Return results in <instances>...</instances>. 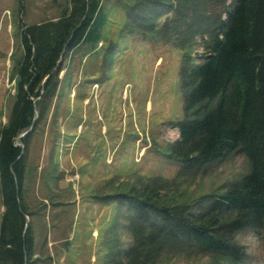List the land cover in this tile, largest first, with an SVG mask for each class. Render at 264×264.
<instances>
[{
	"label": "rangeland",
	"instance_id": "374dc122",
	"mask_svg": "<svg viewBox=\"0 0 264 264\" xmlns=\"http://www.w3.org/2000/svg\"><path fill=\"white\" fill-rule=\"evenodd\" d=\"M68 1L0 0V125L9 116L15 87L11 71L22 55L19 17L27 25L54 20ZM233 1L103 0L107 21L100 43L64 53L53 89L38 101V121L22 146L28 170L24 205L35 240L29 264H58L49 256L61 245L62 264H115L133 245V225L141 222L137 202L126 196L130 190L142 191L151 177H159L166 181V198L199 213L248 171L247 160L237 152L199 170L167 158L178 139L172 125L183 118L180 72L201 61L210 29L225 18ZM89 199L99 205L82 210ZM48 233L54 240L71 239L53 242ZM233 236L231 243L244 252L242 264H264V243L257 232ZM88 243L93 258L86 257ZM178 243L140 263L234 264Z\"/></svg>",
	"mask_w": 264,
	"mask_h": 264
},
{
	"label": "trees",
	"instance_id": "16d2710c",
	"mask_svg": "<svg viewBox=\"0 0 264 264\" xmlns=\"http://www.w3.org/2000/svg\"><path fill=\"white\" fill-rule=\"evenodd\" d=\"M17 11L21 15V3ZM106 14L103 0H69L57 19L32 25L17 21L22 55L11 71L15 87L9 116L0 125V264H29L33 255L29 223L24 229L30 212L23 199L22 146L29 135L16 139L30 127L38 101L52 91L64 53L100 43ZM224 14L210 29L201 61L180 72L183 118L172 125L178 139L167 158L199 170L237 152L248 171L199 213L166 198V181L159 177H151L142 191L130 190L126 196L137 202L141 222L136 220L134 243L115 264H141L178 242L242 264L244 252L231 243L233 234L254 231L264 243V0H234Z\"/></svg>",
	"mask_w": 264,
	"mask_h": 264
},
{
	"label": "crops",
	"instance_id": "0c3cea01",
	"mask_svg": "<svg viewBox=\"0 0 264 264\" xmlns=\"http://www.w3.org/2000/svg\"><path fill=\"white\" fill-rule=\"evenodd\" d=\"M71 145V144H70ZM93 145V144H92ZM80 152H82V150L80 151ZM78 154V153H77ZM78 158L80 159V160H82V158H81V156H78ZM69 160H66L65 159V162H64V165H65V167H67L68 166V162ZM84 161V160H83ZM96 161V160H95ZM59 163H60V167H61V170L59 171L60 172V174H61V177H62V168H63V166H62V158H61V160L59 161ZM73 166V165H72ZM26 170H27V168H26ZM28 171V170H27ZM26 171V172H27ZM63 172L65 173V172H70L69 170H67V168H64V170H63ZM45 177H48V174L47 175H45ZM67 177V176H66ZM66 182H69V185L70 184H72L73 183V187L72 188H74V186H75V183L74 182H71L70 180H66ZM68 184H66V186H67ZM68 185V186H69ZM26 191H27V189H25ZM77 199H76V201H75V203L76 204H78L79 206L81 205L80 204V198L79 197H76ZM23 199H24V194H23ZM90 200V202L88 203V204H86V205H82V210H83V208H85L86 210L87 209H89L90 208V206H91V204H94V206L95 205H99L98 203H94L93 202V200L92 199H89ZM71 202V203H70ZM70 202H66L67 204H72V201H70ZM107 204H109V203H107ZM110 205V204H109ZM88 206V207H87ZM2 208V207H1ZM99 208V207H98ZM2 210H3V208H2ZM1 215V214H0ZM46 220H48V219H46ZM87 220V219H86ZM29 221V220H28ZM84 222H87V221H85V220H83ZM87 224H89V222H87ZM31 231H32V229H31ZM92 231H94V230H92ZM33 232V231H32ZM33 235V234H32ZM46 235V238H48L50 241H53V242H58V243H64L65 242V238H67V240H70L71 239V237H68V236H64V238H62L61 240H54L53 239V234L51 233V234H45ZM94 233H91V239L93 240V239H95L96 238V236L94 237ZM34 242H35V240H34ZM56 244V243H55ZM87 247H89L90 249L87 251V255H86V257H91V258H93V253H92V249H91V245L88 243V245H87ZM58 250H60V251H56L55 252V254H53V252H51L50 253V259H52V258H54V259H58V264H62V262H63V256H62V245L61 246H59V248H58ZM46 257V256H45Z\"/></svg>",
	"mask_w": 264,
	"mask_h": 264
},
{
	"label": "water",
	"instance_id": "95a60500",
	"mask_svg": "<svg viewBox=\"0 0 264 264\" xmlns=\"http://www.w3.org/2000/svg\"><path fill=\"white\" fill-rule=\"evenodd\" d=\"M42 88H43V87H42ZM34 104H35V103H34ZM37 119H38V116H37V114H36V116H35V117L32 119V121H31L30 127H29L24 133H22V134L16 139V141L19 140L20 138H24V137H26L27 135H29V134L33 131V128H34V125H35ZM15 145H16V146H20L21 144H18V143L15 142ZM28 223H29V221H28V217H26V226H25L24 229H26V227L28 226Z\"/></svg>",
	"mask_w": 264,
	"mask_h": 264
}]
</instances>
